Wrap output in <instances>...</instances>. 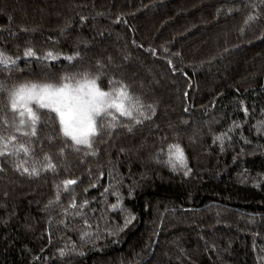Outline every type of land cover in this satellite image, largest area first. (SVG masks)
<instances>
[{"label":"trees","instance_id":"16d2710c","mask_svg":"<svg viewBox=\"0 0 264 264\" xmlns=\"http://www.w3.org/2000/svg\"><path fill=\"white\" fill-rule=\"evenodd\" d=\"M0 264H264V0H0Z\"/></svg>","mask_w":264,"mask_h":264},{"label":"rangeland","instance_id":"374dc122","mask_svg":"<svg viewBox=\"0 0 264 264\" xmlns=\"http://www.w3.org/2000/svg\"><path fill=\"white\" fill-rule=\"evenodd\" d=\"M36 88H28L26 91V95L31 98L36 94ZM57 94H48L47 96L52 98V103L56 106L61 107V116L64 124L65 130L71 134L73 137L80 139L82 138L87 131L90 129V118H89V104L81 98H78L77 92H72V96L70 98H63L59 100Z\"/></svg>","mask_w":264,"mask_h":264}]
</instances>
